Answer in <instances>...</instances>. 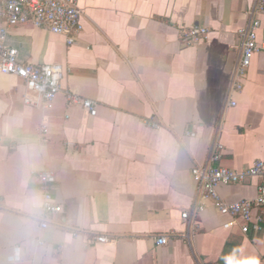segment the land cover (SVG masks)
Here are the masks:
<instances>
[{"label":"crops","instance_id":"0c3cea01","mask_svg":"<svg viewBox=\"0 0 264 264\" xmlns=\"http://www.w3.org/2000/svg\"><path fill=\"white\" fill-rule=\"evenodd\" d=\"M74 1L76 44L30 25L8 36L22 62L59 65L64 78L47 109L20 79L0 74V264H264V224L244 234L209 202L197 211L192 178L196 166L242 171L264 161V53L241 91L232 83L239 31L258 0ZM196 26L210 34L186 45L181 31ZM67 91L94 101L97 115ZM43 171L62 207L46 229ZM259 185L219 193L253 199ZM99 236L111 241L90 244ZM160 236L170 242L156 246Z\"/></svg>","mask_w":264,"mask_h":264},{"label":"built area","instance_id":"2783aa9c","mask_svg":"<svg viewBox=\"0 0 264 264\" xmlns=\"http://www.w3.org/2000/svg\"><path fill=\"white\" fill-rule=\"evenodd\" d=\"M247 15L249 17L245 28L239 31V59L234 70L232 83L235 91L242 90V78L245 77L256 54L264 53V39L259 41L258 30L261 25L260 17L264 16V0H258ZM30 25L36 29L48 31L66 38L69 46L77 43L83 31L82 12L74 0H0V74L17 77L29 93L35 97V104L50 109L56 97L62 91L64 71L59 65H34L24 63L19 59V51L8 45V36L12 29ZM208 27L196 26L181 31V38L186 45H197L208 37ZM71 104H79L91 116L97 115V104L92 100L80 99L74 93L67 91ZM30 103V99H25ZM42 141L46 143L47 129L42 128ZM220 150L212 153L211 162L221 158ZM192 178L197 186L199 200L197 211H203L206 203H211L223 216L237 219L242 224V232L260 231L264 224V161H256L252 166L235 171L224 167L209 165L196 166L192 169ZM43 192V215L40 227L49 226V217H56L62 212L61 205L51 194L55 182L53 173L43 171L39 175ZM259 180L258 194L253 199H241L229 202L219 193L221 186H234L250 180ZM189 213L182 218L186 221ZM74 235L80 231L75 230ZM187 237V236H185ZM168 236H160L155 240L156 246L167 245ZM111 239L105 236L95 237L90 244L108 243Z\"/></svg>","mask_w":264,"mask_h":264}]
</instances>
